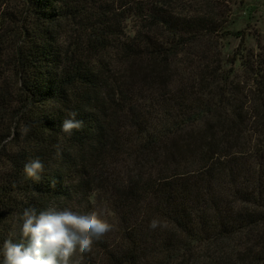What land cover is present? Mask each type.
<instances>
[{"label": "trees", "instance_id": "16d2710c", "mask_svg": "<svg viewBox=\"0 0 264 264\" xmlns=\"http://www.w3.org/2000/svg\"><path fill=\"white\" fill-rule=\"evenodd\" d=\"M10 1L0 145L13 129L24 141L2 157L0 264L26 208L64 207L112 217L82 264H264V43L171 0ZM219 34L239 41L228 69ZM72 111L84 124L69 135ZM37 157L39 181L24 173Z\"/></svg>", "mask_w": 264, "mask_h": 264}, {"label": "clouds", "instance_id": "9594fccd", "mask_svg": "<svg viewBox=\"0 0 264 264\" xmlns=\"http://www.w3.org/2000/svg\"><path fill=\"white\" fill-rule=\"evenodd\" d=\"M77 115L75 111L67 114L68 118L62 123L63 133L71 135L73 130L83 127L84 123L76 119ZM56 149L59 154L60 145H56ZM43 171L44 164L39 157L24 165L26 176L37 181ZM161 226L157 219L149 224L153 230ZM113 228L98 208H90L87 212L69 207L39 212L26 208L20 226L21 240L7 239L3 243V264H82L83 254L91 252L94 242Z\"/></svg>", "mask_w": 264, "mask_h": 264}, {"label": "rangeland", "instance_id": "374dc122", "mask_svg": "<svg viewBox=\"0 0 264 264\" xmlns=\"http://www.w3.org/2000/svg\"><path fill=\"white\" fill-rule=\"evenodd\" d=\"M171 2H173L172 6L175 11L181 13L182 16L198 15L212 18L211 21H214L217 25V30L221 29L230 34L244 32V36H246L245 47L247 49L257 50L259 40L264 43V0H171ZM8 8L21 12L23 9L22 0H11ZM121 25L124 27L125 37L133 35L132 20H126L124 23V20L121 19ZM221 34L218 36L217 46L218 50L221 51V58L224 63L228 61L225 64L228 69L230 68L229 59L235 54L239 41L232 35ZM69 38L67 34L61 40L65 47L70 43L71 38ZM236 66L238 67L239 63ZM8 75L12 77L11 73ZM12 132L14 133L12 134ZM16 132L17 130L13 129L11 137L1 142L0 171L6 167V162L2 159L3 155L16 152L20 148L21 142L24 141L21 135L14 136ZM104 215L109 221L112 220L111 215L106 210Z\"/></svg>", "mask_w": 264, "mask_h": 264}]
</instances>
